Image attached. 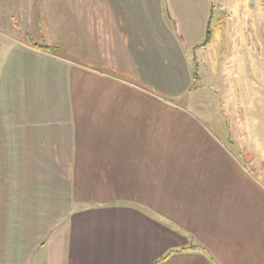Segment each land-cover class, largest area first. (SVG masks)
<instances>
[{
	"label": "crops",
	"instance_id": "crops-1",
	"mask_svg": "<svg viewBox=\"0 0 264 264\" xmlns=\"http://www.w3.org/2000/svg\"><path fill=\"white\" fill-rule=\"evenodd\" d=\"M191 3L0 2V264H264V48L231 60L255 74L229 125L188 94L213 18L206 2L182 30Z\"/></svg>",
	"mask_w": 264,
	"mask_h": 264
},
{
	"label": "rangeland",
	"instance_id": "rangeland-1",
	"mask_svg": "<svg viewBox=\"0 0 264 264\" xmlns=\"http://www.w3.org/2000/svg\"><path fill=\"white\" fill-rule=\"evenodd\" d=\"M0 2H31V4L33 5L34 4L39 5V2H87V0H0ZM165 2H187V3L193 2V4L191 3L192 6L189 5L188 7H185L184 9L182 7L180 8L179 4L176 5L177 9L173 8L178 18L180 19L178 20V18L175 16V19L177 20L176 24L178 27H182V30L183 28L186 27V25L189 26V24L184 21L182 23L180 22L182 20V17L179 16L181 15V13L185 16L187 14L195 12V15L199 17L203 11L204 3L209 2V5H211L210 2H212V6H209V8L211 7V14H213V16L211 15V17L213 18L210 19L208 30H211L213 33L212 38H211V41H213V45L210 46L209 51H204V48H207V46L210 45L211 41L209 44H207L206 47L199 46L194 49L190 48L188 51L189 58L196 61L197 65L200 64L203 66V73H204V83L202 82L201 84V82L200 83L194 82L193 87L197 88L198 86L199 87L201 86L200 89H205V90L200 91V92L198 91L196 93L188 92V94L194 96L193 99H195L197 103H199L200 100H204L205 101L204 103H206L207 101L209 108L214 107L216 109L217 108L219 109V107L216 104L217 102L215 98H217L216 96L220 97L219 105H221L220 106L221 109L225 112V114H227V122H229V125H230L231 115L233 113L234 114L236 113L234 109H237V112L242 111V113H245V114L247 112L246 107L243 106V103H244L243 98H244V95L246 96V93H247L246 78H247L248 73L253 74V75L255 74L253 71L248 70L247 67H243V69L239 71L238 76L234 77L236 79L233 80L232 78L233 74H231V71H232L231 70V65H232L231 60L232 58H236V60L241 63V66H244V64H247V58L249 56L250 63L252 64L251 67L253 68L254 63L255 64L259 63L258 58H257V53H256L257 48H258L257 46L261 45L262 48H264V22H259V21L257 22L254 21V23L249 22L248 23L250 27L249 29L247 23L245 27L243 23L239 24L237 21L232 23L233 22L232 18H233V15L237 17V15L239 14L263 15L264 13L263 7H259V6L264 4V0H165ZM3 6L5 7V3ZM168 7H169V4H168ZM206 9L207 7L205 6V10ZM164 10L167 11V8H165ZM222 16L224 17V20H223V22L225 23L224 27H226V29L224 30L225 33H223V36L224 38H228V43L225 42L227 45L224 44L225 45L224 47H220L219 49L218 48L216 49L213 36H214V31L216 30V27H217V24H216L217 19ZM227 18L229 21H227ZM41 21H42V16H41ZM13 22H14L13 26L15 27V30L17 33L16 35L18 37L24 38L25 34H24L23 28L27 26H31V25L28 24V21H24L21 18L18 22L16 19L13 20ZM20 22L23 24H21ZM1 26H3V24H1ZM247 29H248V32L247 34H245V31H247ZM53 31H54V28L50 30V34ZM238 31H241V35L243 36H241L240 38H237L236 43L234 44L235 41L233 40L234 39L233 36L234 34L235 36H237ZM248 34L249 36H247ZM27 39L29 38H26V40ZM205 39H206V35H205ZM219 50L222 56L217 59L215 58V54L218 53ZM64 51L66 52V50ZM59 53H60V49H59ZM65 55L69 56L68 53H65ZM205 56H206V60H204ZM191 66L193 67V64H191ZM214 79H217V80L214 81ZM255 79L257 80V84L253 85V88L256 89V94H260V93L262 94L263 99H261V101H264V76L260 74V75H257ZM221 81L222 82L229 81V83H234V85L232 86L230 84L228 88L223 87L222 86L223 83L221 84ZM205 82L206 83L208 82V83L206 84ZM186 100H187V97L185 98L181 97V99L179 100V104H184ZM242 117L244 118V116Z\"/></svg>",
	"mask_w": 264,
	"mask_h": 264
},
{
	"label": "trees",
	"instance_id": "trees-1",
	"mask_svg": "<svg viewBox=\"0 0 264 264\" xmlns=\"http://www.w3.org/2000/svg\"><path fill=\"white\" fill-rule=\"evenodd\" d=\"M212 31L211 30H207V34H206V39H205V42L201 45L203 47H206L207 44L210 43L211 41V38H212ZM28 42L35 48H38V49H41V50H45V51H49V52H53V53H57L58 49L57 48H51V47H48V46H44V45H39L37 43H33L30 39H27ZM196 69H198V65H196ZM198 71L195 70V73H194V81L196 83L200 82L199 80V75H198ZM195 88L193 87L192 90H194Z\"/></svg>",
	"mask_w": 264,
	"mask_h": 264
}]
</instances>
